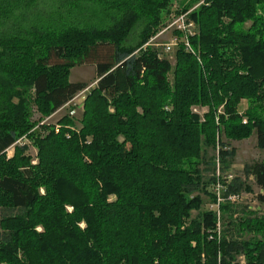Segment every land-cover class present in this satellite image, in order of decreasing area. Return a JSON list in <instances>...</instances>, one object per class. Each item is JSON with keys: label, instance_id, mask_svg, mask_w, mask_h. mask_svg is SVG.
Here are the masks:
<instances>
[{"label": "trees", "instance_id": "16d2710c", "mask_svg": "<svg viewBox=\"0 0 264 264\" xmlns=\"http://www.w3.org/2000/svg\"><path fill=\"white\" fill-rule=\"evenodd\" d=\"M40 1L0 0V264H264V213L229 201L253 178L264 204V162L224 181L230 142L264 151V0H206L174 66L143 48L173 0H61L46 17ZM85 65L93 88L70 81ZM83 92L80 118L33 132L31 106L42 120ZM218 182L220 217L202 211Z\"/></svg>", "mask_w": 264, "mask_h": 264}, {"label": "rangeland", "instance_id": "374dc122", "mask_svg": "<svg viewBox=\"0 0 264 264\" xmlns=\"http://www.w3.org/2000/svg\"><path fill=\"white\" fill-rule=\"evenodd\" d=\"M206 0H173L169 6V9L166 13L163 14L162 20L165 25L169 24L171 20L176 17L180 16V14H185L188 12L193 13L195 10L199 9L202 5H205ZM37 11H40L44 13V17H46V12H54V10L60 9V13H63V1L61 0H42L38 3L36 7ZM194 10V11H193ZM193 11V12H192ZM65 14V12H64ZM66 15V14H65ZM191 18V15H190ZM62 20L60 21V24H63V17L61 18ZM174 20V19H173ZM68 22V20H66ZM197 26V24H196ZM250 24H248V27ZM62 27V26H61ZM160 24V27L158 28V31L155 36H157L159 33L163 31L164 28H162ZM141 28H138L135 30L133 34V38L131 39V43H136L139 34H140ZM198 31V26L196 28V32ZM154 36V37H155ZM153 37V38H154ZM174 38L177 39H182V36L175 31L174 29L171 30L170 32L162 35L159 40L157 41L158 46H155L152 49H156L162 58L168 59L171 64L174 66L175 65V53L177 51V48L179 47L180 44H182L181 40H178L179 45L177 47H174L173 50L170 53H167L165 45L170 43V41ZM96 69L94 66L90 65H85V66H79L74 68L71 71V76H70V81L72 83H85L88 85L89 88L95 87L96 83ZM85 94H80L71 104V108H65L53 116H50L48 118L42 119L41 120V115L38 113L35 107L31 106V121L37 126L34 128L33 132L37 131L38 128V122H50V123H57L59 120H61L65 115H68L70 110L73 109L72 116L76 118H80L82 111H83V104L85 101ZM248 107V103L246 101H243L241 105V112H244ZM194 113L200 114L203 117V114L207 112V109H199L195 108ZM222 111V108L220 109ZM20 145H26L28 144L30 146V150L27 155L31 156L33 160H35L33 163H37V155H38V150L37 148L32 144V142L27 138V137H22L19 141ZM231 147L235 148L237 150V156L232 163L231 169L229 174L232 175L233 177H242L243 176V170L246 165L248 164H253L256 162H264V151L260 150L257 146V136L256 134L253 135L248 140H244L242 142H230ZM15 153V148L10 149L7 152V157L13 158ZM216 152L213 150H210L209 156H215ZM247 184L250 187V190H245L241 194V203L242 205L249 207L252 210H255L256 212H259L260 214L264 213V204L260 203L258 200V196L260 195L261 191L257 184L255 183V180L253 178L249 179ZM209 191L213 192L214 187H210ZM43 193V190H42ZM202 198L204 200V205L202 208V211H207L210 210L211 207H213V203L211 202L210 198L206 195H202ZM241 205V204H238ZM197 216V212L193 213V217ZM83 226V225H82ZM39 230H41L39 228Z\"/></svg>", "mask_w": 264, "mask_h": 264}, {"label": "built area", "instance_id": "2783aa9c", "mask_svg": "<svg viewBox=\"0 0 264 264\" xmlns=\"http://www.w3.org/2000/svg\"><path fill=\"white\" fill-rule=\"evenodd\" d=\"M190 15H191V12H188V13H185L182 15L180 14V16L174 17L173 18L174 20L172 19L171 22L169 24H167L166 27L164 24H162V26H164V27H162V28H164L163 31L161 33H159L157 36H155L154 38H151V40L143 48H146V47L154 48L155 46H158L157 41L159 40V38L162 35L170 32L171 30L174 29L175 31H177L178 33H180L182 35L181 41L184 44V46L186 47V50L189 52L190 51L192 52L189 39H190V37L194 36L197 33L196 32L197 26H196V23L190 18ZM178 40L179 39L174 38L170 41V43L165 45L167 53H170L174 47H177L179 45ZM82 94H84V92ZM219 175L220 174L218 173V176ZM233 178L234 177L232 175L228 174L226 177H224V181H227L229 183L233 180ZM214 191L217 195V203L214 204L213 207H211V209L218 212V216L220 217V205L224 204L226 201L224 199V194L226 192V186L222 182H218L214 187ZM229 201L232 204H237V205L242 204L241 203V195H231L229 198ZM253 211H255V210H253ZM241 261H242V263H244L245 259L242 257Z\"/></svg>", "mask_w": 264, "mask_h": 264}]
</instances>
